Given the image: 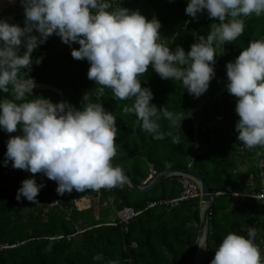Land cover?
Here are the masks:
<instances>
[{
    "label": "trees",
    "instance_id": "obj_1",
    "mask_svg": "<svg viewBox=\"0 0 264 264\" xmlns=\"http://www.w3.org/2000/svg\"><path fill=\"white\" fill-rule=\"evenodd\" d=\"M187 3L188 0H131L113 7L122 5L139 9L149 19L157 17L161 21L160 39L173 50L180 45L188 51L198 34L207 35L220 21L218 17L209 16L206 9L197 14L198 18L192 17L185 11ZM14 16L23 26V9L18 8ZM241 18L245 21V31L236 40L217 46L218 51H224L216 54L215 75L200 96L191 94L182 81L162 78L151 66L141 76L142 86L150 87L154 93L153 103L185 116L180 127L172 124L162 112L159 119L161 129L167 132L171 128L173 135L180 137V143H175L171 135L155 139L140 126L135 112L124 110L133 105L134 97L120 99L111 88L90 79V61L72 55V48L80 47L78 42L69 45L59 35L51 34L33 50L31 68L21 69L20 76L60 86L67 101L77 108L83 107L85 93L92 102L103 103L117 118V155L113 162L122 165L137 184L143 185L152 165L160 173L191 164L205 175L212 192L229 188L243 191L244 179L255 169V164L245 170L247 164L239 154L244 143L238 140L235 127L240 118L236 112L238 98L226 87V65L250 40L264 38V14L253 13ZM24 49L25 46L21 51ZM38 57H43L39 63L36 62ZM99 87H104V92L98 96ZM11 89L9 85L8 92L0 91V99L14 98ZM50 94L61 101V93L49 88L33 89L26 94V99H36L38 95L47 98ZM21 133L22 128L9 133L0 127V243L12 245L0 249V264H108L111 260L118 264H189L201 222V200H188L175 207L158 204L148 208L150 202L174 198L181 193L182 185L177 176H168L145 192H138L125 182L123 186L82 192L73 189L61 195L56 191L58 181L46 174L15 168L12 161L7 166L3 163L8 138ZM259 147L264 149V146ZM252 156L250 150L247 157ZM33 175L37 183L45 185L38 193V201L17 200L22 181ZM85 195L93 196L92 206L72 211L70 218L60 208H54L47 216L43 214L54 197L67 209L74 204V198ZM28 203L36 204L37 208L24 215L23 209ZM103 203L107 206L102 207ZM126 206L141 212L129 223L109 224ZM246 226L256 228V243L264 258V204L255 199H237L230 193L214 196L203 264H210L226 234L241 231L246 235ZM78 227L84 231L76 234ZM60 235L64 237L58 238ZM98 253L103 254L100 260L94 259Z\"/></svg>",
    "mask_w": 264,
    "mask_h": 264
},
{
    "label": "clouds",
    "instance_id": "obj_2",
    "mask_svg": "<svg viewBox=\"0 0 264 264\" xmlns=\"http://www.w3.org/2000/svg\"><path fill=\"white\" fill-rule=\"evenodd\" d=\"M21 2L25 10L23 26L0 18V91L8 92L12 85L14 94V98L0 99V127L9 133L22 128L21 134L8 138L3 163L7 166L12 161L15 168L46 174L58 181L56 191L61 195L73 189L82 192L123 186L128 177L124 167L113 162L117 155V118L103 103L92 102L87 93L81 108L68 101L53 102L43 95L26 99L35 81L32 77L23 79L20 72L31 68L34 49L53 33L69 45L78 42L80 47H73L72 55L90 61V79L111 88L120 99L134 97L133 105L124 110L135 112L140 126L155 139L171 135L175 143H180L171 128L167 132L161 129L159 119L162 112L180 127L185 116L153 103L154 93L142 86V74L151 64L162 78L182 81L184 88L198 97L215 75L216 54L224 51H218L217 46L236 40L245 31L241 17L264 14V0H188L185 11L192 17L198 18L197 14L206 9L220 22L207 35L198 34L186 51L180 45L173 50L160 39L161 21L157 17L149 19L139 9L122 5L113 7L112 0ZM21 43H25L23 51L17 47ZM42 59L38 57L36 62ZM226 68V87L238 98V140L248 148L264 146V38L250 40ZM103 92L104 87L97 89L98 96ZM44 186L34 175L25 178L16 199L38 201ZM245 229L246 235L241 231L226 234L210 264H264L256 228ZM198 243L207 249L204 239ZM102 258V253L94 257Z\"/></svg>",
    "mask_w": 264,
    "mask_h": 264
},
{
    "label": "built area",
    "instance_id": "obj_3",
    "mask_svg": "<svg viewBox=\"0 0 264 264\" xmlns=\"http://www.w3.org/2000/svg\"><path fill=\"white\" fill-rule=\"evenodd\" d=\"M128 1L131 0H112V4L115 6L117 4H122ZM217 63L218 60H215L214 63L215 69L217 68ZM150 66L152 67L151 64L149 65V67ZM250 150L253 151V156L250 157L253 158L252 160H250L249 157H247V154H250ZM239 154L244 157L242 158L243 161L245 160L244 164L245 165L247 164L245 170H249L251 165L255 164L254 166L255 169L250 171L244 179V185L246 186V188L243 191H235L229 188L227 190L215 191L213 192V194L214 196H220L230 193L232 196H234L237 199L240 198L250 199V200L255 199L256 201L264 204V149L259 147V145L254 148H248L244 145L241 147ZM249 160L250 163L248 164L247 161ZM189 167H192V165L190 164ZM157 175L158 172L155 170L154 166L152 165L151 173L144 180L143 186L148 185L150 182H152ZM170 176H177L178 181L182 185L181 193L174 198L150 202L148 208L152 206H156L158 204H165L168 207H175L180 203L188 200H192L196 198L202 200L201 184L196 177L182 172H174ZM92 201H93V196L90 195L76 197L74 198V204L70 208L66 209L61 204L60 200L57 197H54L53 200L44 208L43 214L44 216H47L54 208H60V209H64L67 212V218H70L72 211L89 209L92 206ZM140 212L141 210H137L132 206H126L120 211H118L117 217H115L113 221L110 222L109 224H118L119 222L129 223L130 220ZM83 231H84L83 229H80L78 227L76 234ZM57 237L62 238L64 237V235H60ZM68 237L71 238L72 236H68ZM11 246L12 245L8 243H0V249H5Z\"/></svg>",
    "mask_w": 264,
    "mask_h": 264
},
{
    "label": "water",
    "instance_id": "obj_4",
    "mask_svg": "<svg viewBox=\"0 0 264 264\" xmlns=\"http://www.w3.org/2000/svg\"><path fill=\"white\" fill-rule=\"evenodd\" d=\"M6 1H8V0H0V6ZM0 18H7L10 22L18 23V24L21 25L19 19L16 18L14 16V14H6V15L0 14ZM22 39H24V38H22ZM24 46H25V43H21L17 47L21 50ZM36 85H40L43 88H49V89H53V90H56V91L60 92L61 95H62L61 101H67V95L64 92L63 88H61L60 86L53 85V84H50V83L35 82V87L34 88H36ZM125 172H126V175L128 177L126 182L134 190H136L138 192H145V191L152 190L158 184H160L165 178H167L168 176L172 175L174 172H182V173H186V174L192 175V176L196 177L200 181L201 188H202V200H201V203H200V207H201V222H200V226H199L197 243H196L195 249L193 251V254L191 256L190 262H189V264H196V262L198 260V255H199V243H198V241L200 240V236L204 233L206 228H207V235H208L209 217H210V213H211L212 203L214 201V194H213V192L211 190L209 182L205 178V175L200 170H198L197 168H193V167L169 168L167 170H164V171H161L160 173H158V175L154 178V180L152 182H150L148 185L143 186V185L137 184L135 182V180L132 178V176L127 171H125ZM204 204L206 205V210L205 211H203V205Z\"/></svg>",
    "mask_w": 264,
    "mask_h": 264
},
{
    "label": "rangeland",
    "instance_id": "obj_5",
    "mask_svg": "<svg viewBox=\"0 0 264 264\" xmlns=\"http://www.w3.org/2000/svg\"><path fill=\"white\" fill-rule=\"evenodd\" d=\"M18 8L23 9V11L25 12L24 5L21 2V0H8V1L4 2L0 6V14H3V15H6V14H14V12H16V10ZM34 90H39V89H34ZM47 98H50L53 102H58L56 96L53 95V94H50L49 97H47ZM249 159L252 160L253 158H249ZM244 167L246 168V166H244ZM101 206L102 207H106L107 205L105 203H103ZM35 207L37 208L36 204L35 205H33V204L31 205L29 203L26 204L24 206V209H23V214L26 215V213H28L29 211H33ZM110 216L113 217L114 216V213L111 212ZM199 224H196L195 226H197V225L199 226ZM203 255H204V249L201 250L199 264H203V262H204V256L205 255L204 256Z\"/></svg>",
    "mask_w": 264,
    "mask_h": 264
},
{
    "label": "bare ground",
    "instance_id": "obj_6",
    "mask_svg": "<svg viewBox=\"0 0 264 264\" xmlns=\"http://www.w3.org/2000/svg\"><path fill=\"white\" fill-rule=\"evenodd\" d=\"M41 88H43V87H41L40 85H36V88H34V89H41ZM206 210V205L204 204L203 205V211H205ZM206 234H207V228H206V230L204 231V233L200 236V240L201 239H204L205 240V238H206ZM199 240V241H200ZM202 249H204V248H201L200 246H199V255H198V260H197V262H196V264H199V262H200V254H201V250Z\"/></svg>",
    "mask_w": 264,
    "mask_h": 264
}]
</instances>
